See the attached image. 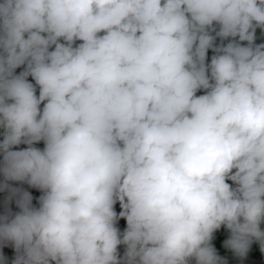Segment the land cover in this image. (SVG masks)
I'll return each mask as SVG.
<instances>
[{"label":"clouds","instance_id":"clouds-1","mask_svg":"<svg viewBox=\"0 0 264 264\" xmlns=\"http://www.w3.org/2000/svg\"><path fill=\"white\" fill-rule=\"evenodd\" d=\"M257 29L264 0H0L11 264H227L222 227L264 253Z\"/></svg>","mask_w":264,"mask_h":264},{"label":"built area","instance_id":"built-area-1","mask_svg":"<svg viewBox=\"0 0 264 264\" xmlns=\"http://www.w3.org/2000/svg\"><path fill=\"white\" fill-rule=\"evenodd\" d=\"M2 159V157H0ZM4 180L3 176L0 175V183H2ZM13 188H19L23 191H28L33 195V205L38 207V198L42 194L39 190L31 188L26 183L22 182H8ZM10 193L8 191H0V215L5 214V212L8 209H11L13 213L19 211V209L15 205V198L12 200H9ZM117 226L121 229V231L124 230L126 227V222L124 220L118 221ZM122 249L125 250L124 246H120ZM10 250V253L4 254L7 257V264H11L12 259L14 258V249L9 248L7 245L0 247V251H8ZM218 254L221 255L226 261L227 264H264V253L261 256H256L254 252H249L248 255L241 259L237 256H235L232 252H230L228 249L223 250H217Z\"/></svg>","mask_w":264,"mask_h":264},{"label":"trees","instance_id":"trees-1","mask_svg":"<svg viewBox=\"0 0 264 264\" xmlns=\"http://www.w3.org/2000/svg\"><path fill=\"white\" fill-rule=\"evenodd\" d=\"M257 39H256V43H264V32H261V30L257 29ZM228 41H224V43H227ZM77 43H79V41H77ZM221 43V41L219 39H217V44ZM246 43V42H245ZM214 53H212L211 50H209V62H210V58L211 55H213ZM23 68L17 69V73H19L20 71H22ZM31 80V78H29ZM34 83V82H33ZM199 94H203V91L198 92ZM3 139V130L0 129V140ZM37 147L42 148L43 147V142L39 143L36 145ZM19 148H24L26 147V145H20L18 146ZM117 207V211H119V205L116 206ZM262 229H264V224H262ZM230 233L224 229L223 227L217 231V233L214 234V239L212 241L213 245L217 248V250H223L224 248L222 247V242L223 240L227 239L229 237ZM230 252L231 250L228 249ZM249 252H254V254L256 256H261L263 253L260 252V247H259V243L254 242L250 251Z\"/></svg>","mask_w":264,"mask_h":264},{"label":"water","instance_id":"water-1","mask_svg":"<svg viewBox=\"0 0 264 264\" xmlns=\"http://www.w3.org/2000/svg\"><path fill=\"white\" fill-rule=\"evenodd\" d=\"M7 246H8L9 248H12L11 245H7ZM12 249H13V248H12ZM118 251H119L120 255L123 256L124 249H122L121 247H119Z\"/></svg>","mask_w":264,"mask_h":264},{"label":"rangeland","instance_id":"rangeland-1","mask_svg":"<svg viewBox=\"0 0 264 264\" xmlns=\"http://www.w3.org/2000/svg\"><path fill=\"white\" fill-rule=\"evenodd\" d=\"M0 252H2L3 254H7V253H10L11 251L8 250V251H0Z\"/></svg>","mask_w":264,"mask_h":264}]
</instances>
